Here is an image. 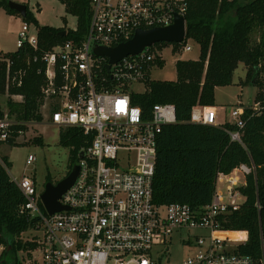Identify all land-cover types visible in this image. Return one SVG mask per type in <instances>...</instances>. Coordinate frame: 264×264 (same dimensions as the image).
<instances>
[{
  "label": "built area",
  "instance_id": "2783aa9c",
  "mask_svg": "<svg viewBox=\"0 0 264 264\" xmlns=\"http://www.w3.org/2000/svg\"><path fill=\"white\" fill-rule=\"evenodd\" d=\"M189 3L90 0L91 20L85 38L67 40L43 55L46 83L41 89L40 113L43 116V110L48 109L46 123L60 130L80 128L92 136V141L81 151L75 183L60 199L67 210L54 215L45 209L34 178L27 174L14 178L7 169L25 197L20 213L35 221L29 231L31 238L24 240L35 247L19 251L22 260L17 253L11 264H159L152 257L154 246H167L171 236L183 230L209 231V235L198 237L197 255L182 264H264V255L255 260L238 253L241 240L233 247L231 239L222 236L225 232L220 224L222 216L244 205L241 189L247 177L255 174L253 165L242 164L229 174L220 172L212 202L200 210L188 204L154 202L158 136L164 126L177 123L176 110L173 105H156L146 119L142 109L132 103L135 92L131 85L151 81L152 68L164 64L163 51L191 52L187 34L182 43L148 46L110 65L109 70V58L95 54L96 48H115L130 41L138 30L170 27L177 16L186 20ZM29 32V23L25 22L18 49L26 44L38 48V35ZM19 74L21 78L24 75ZM21 83L19 80L18 86ZM13 97L23 100L22 96ZM247 108L253 116L264 111L260 103L233 108L226 123L244 128L242 116ZM190 122L222 126L215 108L199 105L193 108ZM33 123L37 122L19 123L5 113L0 117V144L9 143L16 126ZM17 133L16 140L25 130ZM230 135L241 141L240 132ZM35 161L29 155L26 165L32 166ZM5 250L6 245L0 244V257Z\"/></svg>",
  "mask_w": 264,
  "mask_h": 264
},
{
  "label": "trees",
  "instance_id": "16d2710c",
  "mask_svg": "<svg viewBox=\"0 0 264 264\" xmlns=\"http://www.w3.org/2000/svg\"><path fill=\"white\" fill-rule=\"evenodd\" d=\"M61 1L68 12L77 16L76 30L69 29L62 36L66 29L40 26L28 10L23 19L36 25L38 48L26 44L14 53L0 52V95L23 97L20 103L8 101L9 115L19 123L43 122L40 113L41 89L46 83L43 55L67 40H83L88 32L90 0ZM8 2L0 0V8L19 15L9 8ZM186 30L187 40L200 46L199 59L178 61L176 82L150 81L145 93L132 94L133 105L142 109L146 119L156 105L169 104L176 110L177 123L164 126L158 136L154 202L188 204L200 210L212 202L220 172L229 174L242 164L253 165L255 174L247 177L241 189L246 198L244 205L239 211L222 216L220 224L223 232L241 240L236 248L238 253L260 260L264 255V111L253 116L247 108L242 116L245 122L242 129L231 123L213 126L190 120L194 107L216 106V89L233 83L240 64L247 69L248 83L264 86L259 78L264 75V0H190ZM20 72L24 73L22 78ZM263 90L257 96L261 108H264ZM4 115L0 106V117ZM26 129L24 125L16 126L9 144H16L17 132ZM231 132H240L241 141L233 140ZM91 141L92 136L85 135L80 128L60 130V143L70 149L71 166L79 162L81 151ZM2 162L0 244L6 245V250L0 264L3 261L11 264L19 251L35 247L21 238L35 221L20 213L25 197L7 171L8 158Z\"/></svg>",
  "mask_w": 264,
  "mask_h": 264
},
{
  "label": "rangeland",
  "instance_id": "374dc122",
  "mask_svg": "<svg viewBox=\"0 0 264 264\" xmlns=\"http://www.w3.org/2000/svg\"><path fill=\"white\" fill-rule=\"evenodd\" d=\"M19 4H25L29 12L35 17L40 26H49L55 29L76 30L78 18L68 12L67 5L61 0H8ZM25 21L17 14H11L3 7L0 8V52L4 54L14 53L18 50V42ZM29 35H37V27L29 23ZM257 36L254 40H257ZM192 51L184 53L163 51L164 64L162 67H153L150 71V80L156 82H176L178 79L177 62L181 60H198L200 46L192 41ZM247 71L244 64H240L234 73L233 83L226 87H219L216 96L217 104L222 108L224 121L231 120L229 113L237 107H256L257 96L264 88L253 83H248ZM264 84V75H260ZM131 90L135 93H145L148 90L147 83L133 84ZM21 101V98L10 95H0V106L9 114L8 101ZM23 101V100H22ZM43 122L33 123L27 126L23 136L17 139L16 144L4 143L0 148V160L8 156L10 162L9 173L14 178H21L24 174L34 178L39 192H43L49 182L59 181L71 167L70 149L60 143V129L57 126L46 123L49 118L48 109L43 110ZM41 139L40 141H37ZM29 155L36 158L32 166H27ZM32 232L21 236L23 240L31 238ZM228 233V232H225ZM231 234V233H230ZM209 231L183 230L171 236V242L167 246L156 245L152 250L153 259L159 264H182L187 258L197 255V239L208 236ZM229 235V233H228ZM230 244L236 247L240 242L231 234ZM169 248V251L167 250ZM19 260L23 255L18 253Z\"/></svg>",
  "mask_w": 264,
  "mask_h": 264
},
{
  "label": "water",
  "instance_id": "95a60500",
  "mask_svg": "<svg viewBox=\"0 0 264 264\" xmlns=\"http://www.w3.org/2000/svg\"><path fill=\"white\" fill-rule=\"evenodd\" d=\"M8 6L21 17H26L28 11L27 5L9 1ZM186 31L185 18L177 16L175 23L170 27L154 28L147 31L138 30L130 41L122 43L115 48H96L95 54L109 58V64L107 65V69L109 70L110 65L117 63L129 55H137L148 46L162 42L182 43L185 39ZM66 34V31L62 32V36H66ZM82 156L83 153H81L80 157ZM79 172L80 166L74 165L71 173L57 184L49 182L45 185V189L41 193V200L50 215L67 210V208L61 204L60 199L75 183Z\"/></svg>",
  "mask_w": 264,
  "mask_h": 264
},
{
  "label": "crops",
  "instance_id": "0c3cea01",
  "mask_svg": "<svg viewBox=\"0 0 264 264\" xmlns=\"http://www.w3.org/2000/svg\"><path fill=\"white\" fill-rule=\"evenodd\" d=\"M246 71H247V69H246ZM218 90H219V88L216 89V96H217ZM215 102H216V98H215ZM212 108H215V110H216L218 122L221 125L226 123V121H224L223 118H222V113H223L222 112V108L217 104V102H216V106L212 107ZM16 143H17V141H16ZM2 144H4V143H2ZM2 147H3V145L0 144V148H2ZM5 157L8 158V156H5Z\"/></svg>",
  "mask_w": 264,
  "mask_h": 264
},
{
  "label": "flooded vegetation",
  "instance_id": "af4514ba",
  "mask_svg": "<svg viewBox=\"0 0 264 264\" xmlns=\"http://www.w3.org/2000/svg\"><path fill=\"white\" fill-rule=\"evenodd\" d=\"M76 165H77V164H76ZM73 167H74V165L71 166L70 169H68V171L66 172V174L62 177V179H64L65 177H67V176L71 173ZM62 179H61V180H62ZM61 180H59V181H61ZM59 181H54V182H50V183H52V184H57Z\"/></svg>",
  "mask_w": 264,
  "mask_h": 264
},
{
  "label": "bare ground",
  "instance_id": "6f19581e",
  "mask_svg": "<svg viewBox=\"0 0 264 264\" xmlns=\"http://www.w3.org/2000/svg\"><path fill=\"white\" fill-rule=\"evenodd\" d=\"M232 234V233H231ZM231 234L229 233V235H228V233H225L224 235H222V236H225V237H231Z\"/></svg>",
  "mask_w": 264,
  "mask_h": 264
}]
</instances>
